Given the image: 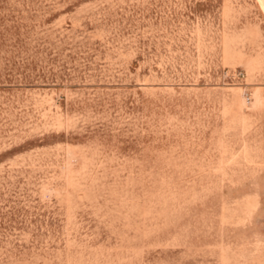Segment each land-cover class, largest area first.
I'll use <instances>...</instances> for the list:
<instances>
[{
	"label": "rangeland",
	"instance_id": "374dc122",
	"mask_svg": "<svg viewBox=\"0 0 264 264\" xmlns=\"http://www.w3.org/2000/svg\"><path fill=\"white\" fill-rule=\"evenodd\" d=\"M0 264H264V0H0Z\"/></svg>",
	"mask_w": 264,
	"mask_h": 264
}]
</instances>
